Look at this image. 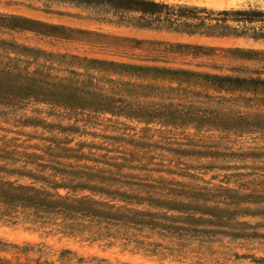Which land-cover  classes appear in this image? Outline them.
<instances>
[{"label": "trees", "instance_id": "obj_1", "mask_svg": "<svg viewBox=\"0 0 264 264\" xmlns=\"http://www.w3.org/2000/svg\"><path fill=\"white\" fill-rule=\"evenodd\" d=\"M49 1L97 5L121 20L137 22L135 27L144 30L214 39H264V12L256 10L213 11L153 0ZM259 24L263 25L260 29ZM0 27L61 38L77 32L4 15H0ZM165 50L192 56L219 51L247 60L264 57V52L257 50L191 44H165ZM258 92L264 93V80L260 78L51 54L0 39V105L7 114L15 115L36 103L73 124H90L100 118L117 122L122 118L147 127H210L245 134L264 131V114L244 115L231 106L245 99V93ZM21 123L70 134L78 130L73 125L59 127L35 118H24ZM27 137L22 143L14 138L0 139V174L30 181L24 184L0 176V216L5 218H21L92 241L134 243L148 251L150 246H159L138 240L143 232L168 239L170 244L179 243L185 241L179 237L184 231L180 226L183 221H201L202 215L213 218L223 212L228 217L264 220V185L242 194L222 189V206H210L195 200L193 190L180 189L179 183L162 177L177 173L168 166L154 164L147 156L145 160L135 153L118 156L117 151L104 145L77 143L71 147L69 140ZM32 140L42 144H30ZM236 224L238 232L232 237L264 241V232H259L264 229L263 223ZM45 249L41 245L0 241V264H54ZM69 255L65 251L57 261ZM256 262L264 264V258Z\"/></svg>", "mask_w": 264, "mask_h": 264}, {"label": "rangeland", "instance_id": "obj_2", "mask_svg": "<svg viewBox=\"0 0 264 264\" xmlns=\"http://www.w3.org/2000/svg\"><path fill=\"white\" fill-rule=\"evenodd\" d=\"M153 1L213 11L241 9L264 12V0ZM0 15L19 16L77 31L72 32L68 38H61L7 31L0 27V39L46 53L264 80V57L247 60L233 58L219 51L210 55L192 56L168 53L165 50V44H191L264 52V39H214L144 30L135 27L137 22L121 20L97 8V5L49 0H0ZM262 26L259 24L257 28ZM130 80L137 81L132 78ZM209 94L216 95L212 91ZM244 97L232 105L231 109L244 115L264 114V93H245ZM6 111L0 105V139L14 138L22 143L28 140L27 136L54 137L71 141V147L77 143H88L107 146L109 150L117 151L118 156L122 153H135L144 157V160L147 156V160L151 158L154 164L168 166L177 173L173 176L162 174V177L173 179L180 184V189L193 190V198L206 205L222 206V189L242 194L264 185V131L237 134L210 127H147L122 118L117 122L100 118L90 124H73L72 121L61 120L59 115H51L49 107L36 103L29 104L15 115L7 114ZM24 118L44 120L49 125L59 127L73 125L78 130L70 134L55 128L43 130L41 127H25L21 123ZM29 143L41 145L42 141L32 140ZM152 168L155 167L152 165ZM0 176L19 183L30 182L4 174ZM202 216L201 221H183L180 226L184 231L179 233V237L185 241L179 243L174 241L170 244L168 239L143 232L138 240L157 244L159 247H149L154 253L134 243L92 241L86 236H72L57 228H43L21 218L11 220L3 216H0V241L19 246H44L46 255L54 264H258L256 260L264 258V241L232 237L238 232L237 222L246 221L254 225L264 224V220L228 217L223 212H217L213 218ZM259 232H264V229ZM65 251H69L70 255L62 262L57 261L58 256ZM31 256L36 257L34 254Z\"/></svg>", "mask_w": 264, "mask_h": 264}]
</instances>
